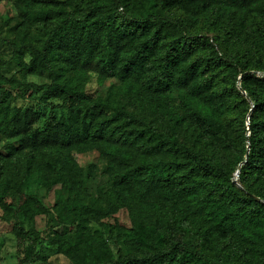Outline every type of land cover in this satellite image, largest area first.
Segmentation results:
<instances>
[{"label": "trees", "instance_id": "16d2710c", "mask_svg": "<svg viewBox=\"0 0 264 264\" xmlns=\"http://www.w3.org/2000/svg\"><path fill=\"white\" fill-rule=\"evenodd\" d=\"M17 1L30 9L26 14L36 9L38 14L55 17L41 44L6 42L24 74L47 76V86L38 88L42 90L40 99L46 104L56 96L65 107L73 100L79 104L87 101L83 79L79 77L75 81L67 77L56 65V50L75 27L88 31L107 27L104 31L107 36L108 30L119 23L120 33L140 38L137 55L126 56L121 65H117L116 53L111 49L107 58L102 55V58L92 59L90 51L83 64L85 67L94 61L101 74H114L122 79L132 70L141 75L147 49L163 43V50L157 57V70L146 74L147 86L139 98L149 109L167 115L171 128L165 130L124 109H110L106 101L99 107L101 118L91 138L81 143L68 136L62 138L59 145L54 146V163L66 184V172L75 168L76 155L95 154L96 161L90 163L91 169L100 159L107 158L108 173L121 192L149 200L143 205L147 211L161 209L162 203L165 206L184 205L188 210L184 215L192 229L211 246L198 248L169 229L136 222L131 228L119 231L125 234V252L120 251L115 257L103 233H92L87 227L94 218L102 228L109 226L112 234L115 227L108 220L114 211L72 203L63 204L58 215L57 225L63 226L65 231L52 239L59 252L73 264H166L172 261L179 264H264V66L259 67L263 72L259 77L248 73L247 69L240 70L244 66L240 60L218 54L206 39L188 31L185 19L164 13L167 6L187 0H156L160 8L134 7L131 13L126 11L130 0H66V7L59 8L35 6L34 0ZM222 1L218 14L221 22L235 21L232 31L236 39L245 37L243 26L251 16L259 17L264 31V0ZM71 5L79 10L78 19L67 14V7ZM254 39L251 46L259 56H264V33L255 35ZM246 41L249 42L248 38ZM106 44L110 48L109 43ZM193 56L196 59L192 63L183 66L179 73L175 72L178 58ZM201 69L222 75L217 97L230 102L236 95L244 103L253 104V107L248 106L251 112L248 126L245 121L242 124V145L238 152L232 153L231 162L215 159L213 154L186 144L178 135L186 127L198 137H206L211 142L222 141L229 150L238 149L221 119L233 108L217 103L215 111L211 112L204 103L209 81L201 80L196 86L190 85L181 91L180 115L170 109L166 101L174 80L194 82ZM2 83L0 80V85ZM24 90H30V86H25ZM18 95L24 97L21 92ZM15 117L9 104H0V135L11 131ZM35 203L37 199L33 196L21 203L29 219L34 218ZM67 225H75L76 232L69 234ZM14 233L22 252L19 264L32 262L37 257L34 249L39 239L37 233L25 229L19 222L14 224ZM211 248L213 251L208 250Z\"/></svg>", "mask_w": 264, "mask_h": 264}, {"label": "rangeland", "instance_id": "374dc122", "mask_svg": "<svg viewBox=\"0 0 264 264\" xmlns=\"http://www.w3.org/2000/svg\"><path fill=\"white\" fill-rule=\"evenodd\" d=\"M66 0H34L35 6L66 7ZM222 0H187L182 3L169 5L163 9L165 14L187 21V29L193 34L202 36L211 44V49L218 54L240 60L248 73L263 74L259 67L264 66V56H259L251 44L255 35L264 33L259 17L251 16L243 26L244 38L236 39L233 35L235 21L221 22L219 10ZM145 6L156 10L160 8L156 0H130L126 11L131 13L134 7ZM25 4L17 0H0V104L10 105L16 113L13 126L8 134L0 135V262L1 264H19L22 252L18 247V240L14 233V224L19 222L25 229L37 233L39 239L34 243L37 257L27 264H73L71 260L59 252L58 245L52 239L55 234H63V226H58V215L63 204L77 203L78 205L102 206L114 211L108 220L110 227L102 228L92 218L88 230L92 233L100 231L107 240L115 257L120 251L125 252L123 240L124 232L138 222L160 226L163 230H170L176 236L182 237L198 248H210L209 243L193 230L188 212L182 204L174 206L161 205V209L147 211L144 204L147 199H140L133 193L121 192L119 185L108 173V160L103 157L91 169L90 163L96 161L95 154H78L75 168L67 170L66 184L63 183L55 167L54 146H58L62 138L70 137L77 142L90 139L94 126L100 120L99 107L109 101L110 109L120 108L137 116H142L161 128L168 130L171 124L168 116L155 112L139 98L145 90L148 72H156L157 57L163 50V43H158L153 49H147L143 61L141 75L130 71L125 79L117 75H103L96 63L88 62L84 67L88 53L92 52V59L107 58L110 49L116 53L117 65L123 64L126 56L137 55L140 38L126 36L118 31L119 23L108 30L88 31L75 27L73 32L61 41L56 54V65L67 77L75 81L81 77L84 81L83 90L87 95L86 103L79 104L73 100L69 107L62 104L59 96L51 99L48 104L41 101L42 90L48 84L47 76L24 74L15 59L12 48L6 42H35L41 44L45 40L50 23L54 16L41 15L36 9L30 13ZM67 14L72 18L80 17L79 10L71 5L67 7ZM239 21V18H235ZM111 38V41H110ZM144 37H141L143 39ZM248 38L249 42L246 41ZM109 43L110 48H107ZM103 52V54H102ZM105 58V59H106ZM193 57H180L175 65V72L192 63ZM222 75L217 71L199 70L194 82H181L178 78L173 81L172 88L166 94V101L173 111L182 114L181 91L196 86L198 82L209 81L208 96L204 103L214 112L217 103L232 107L222 116L223 124L230 135L236 140L237 148L229 150L224 142L209 141L206 137H198L186 127L178 133L180 140L198 150L213 154L215 159L231 162L232 153L238 152L242 145V124L248 126L251 102L244 103L234 95L230 102L216 96ZM150 81V79H149ZM29 85L30 90H24ZM239 88H237L238 91ZM19 92L24 97H19ZM159 109V107H158ZM249 136V132L247 133ZM236 151V152H235ZM54 154V155H53ZM236 178V177H235ZM237 181H239V176ZM69 186V187H68ZM71 187L74 189L71 190ZM36 197L34 204V218H27L21 207L23 200ZM161 203H158L160 205ZM38 211V212H37ZM67 211V210H66ZM65 211V212H66ZM69 214L70 212H66ZM69 234L76 232L75 225H67ZM213 251V249H208ZM166 264H179L172 261Z\"/></svg>", "mask_w": 264, "mask_h": 264}, {"label": "water", "instance_id": "95a60500", "mask_svg": "<svg viewBox=\"0 0 264 264\" xmlns=\"http://www.w3.org/2000/svg\"><path fill=\"white\" fill-rule=\"evenodd\" d=\"M238 176H239V170H238L237 173H236V179H235V181H234V183H236V184H237Z\"/></svg>", "mask_w": 264, "mask_h": 264}]
</instances>
